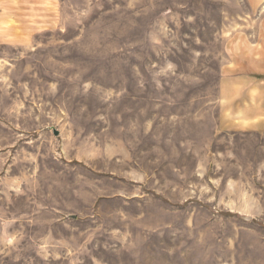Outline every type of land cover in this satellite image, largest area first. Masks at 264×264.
Listing matches in <instances>:
<instances>
[{
    "label": "rangeland",
    "instance_id": "obj_1",
    "mask_svg": "<svg viewBox=\"0 0 264 264\" xmlns=\"http://www.w3.org/2000/svg\"><path fill=\"white\" fill-rule=\"evenodd\" d=\"M262 104L264 0H0V264H264Z\"/></svg>",
    "mask_w": 264,
    "mask_h": 264
},
{
    "label": "crops",
    "instance_id": "obj_2",
    "mask_svg": "<svg viewBox=\"0 0 264 264\" xmlns=\"http://www.w3.org/2000/svg\"><path fill=\"white\" fill-rule=\"evenodd\" d=\"M248 117V124H250L251 127L257 130H264V104H262V107L259 111H256Z\"/></svg>",
    "mask_w": 264,
    "mask_h": 264
},
{
    "label": "water",
    "instance_id": "obj_3",
    "mask_svg": "<svg viewBox=\"0 0 264 264\" xmlns=\"http://www.w3.org/2000/svg\"><path fill=\"white\" fill-rule=\"evenodd\" d=\"M55 134H56V135H58V134H59V132L56 130V131H55Z\"/></svg>",
    "mask_w": 264,
    "mask_h": 264
}]
</instances>
